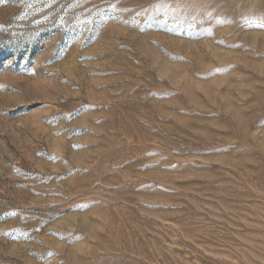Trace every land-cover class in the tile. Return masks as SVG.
I'll return each instance as SVG.
<instances>
[{
    "label": "rangeland",
    "instance_id": "obj_1",
    "mask_svg": "<svg viewBox=\"0 0 264 264\" xmlns=\"http://www.w3.org/2000/svg\"><path fill=\"white\" fill-rule=\"evenodd\" d=\"M0 264H264V0H0Z\"/></svg>",
    "mask_w": 264,
    "mask_h": 264
}]
</instances>
